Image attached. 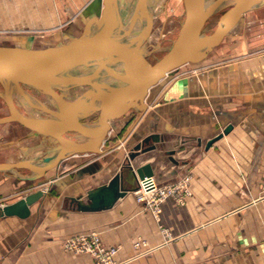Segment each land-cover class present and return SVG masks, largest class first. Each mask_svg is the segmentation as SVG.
I'll return each mask as SVG.
<instances>
[{"label":"crops","instance_id":"crops-1","mask_svg":"<svg viewBox=\"0 0 264 264\" xmlns=\"http://www.w3.org/2000/svg\"><path fill=\"white\" fill-rule=\"evenodd\" d=\"M150 1L146 0L147 10ZM214 1L203 0L202 9ZM101 6L102 0H0V17L13 28L42 30L49 33L48 38H56L80 32L89 16L99 14ZM133 24L135 29L141 26L136 15ZM140 41L128 64L135 72H140L137 67L147 62L149 55L147 41L139 45ZM212 51L214 48L198 61L201 72L181 75L166 88L163 130L146 131V126L140 125L148 110L145 98L146 110L124 132L122 116L110 120L101 152L65 156L43 174L51 176L45 184L31 187L32 180L27 178L31 174L0 169V205L38 188L43 190L30 205L28 216H0V264H93L91 254L62 245L69 236L90 230L98 231L106 245L118 246L114 258L119 264H264V128L259 126L264 124V107L250 109L246 119L239 115L234 102L239 96L236 85L234 90L223 85L236 81L235 66L231 71L235 62L218 63ZM29 107L44 118L42 109L31 103ZM16 110L27 116L19 106ZM97 114L83 120L97 122ZM153 114L150 111L151 117ZM228 123L233 125L231 130L205 148L206 141ZM152 132L162 139L130 164L136 169L149 163L153 176L165 180L179 178L192 166L191 194L185 203L167 197L156 217L145 202L137 200L134 190H128L110 207L78 209L75 199L87 201L90 189L106 183L120 170L124 185L138 184L139 179L135 181L127 166L126 154ZM85 134V138H77ZM92 134L72 131L61 136L66 142H83ZM57 145L56 138L39 133L38 148L43 156ZM0 162L12 160L0 157ZM135 239L169 243L141 252L133 246Z\"/></svg>","mask_w":264,"mask_h":264},{"label":"water","instance_id":"water-1","mask_svg":"<svg viewBox=\"0 0 264 264\" xmlns=\"http://www.w3.org/2000/svg\"><path fill=\"white\" fill-rule=\"evenodd\" d=\"M203 0H183L185 17L177 36L167 51L149 66L146 73L135 72L128 67L134 49L150 23V14L145 6L146 0H102V6L97 16L90 18L83 26L81 33L70 43H64L65 49L58 51H29L0 46V84L8 114L0 116V123L17 121L22 125L49 135L58 140V145L49 150L41 161L36 164L24 160L0 162L3 168H28L43 175L46 170L54 166L60 158L76 153L101 152V145L108 135L110 120L122 115L128 108L144 112L147 108L145 98L149 88L174 68L187 63L203 59L216 45H218L227 31L231 21L242 13L264 6V0H215L207 9H202ZM226 3L229 6L219 16L215 30L202 33L208 18L212 16L217 6ZM126 6L127 18L121 34V41L113 40L118 29L119 9ZM134 15L141 22L136 34H131ZM95 30L89 36V32ZM54 49V48H53ZM117 58L123 62L122 70L106 68L105 60ZM73 64L94 66V70L87 75H78L67 67ZM106 74L125 81L127 84L115 92L109 91L103 83L95 78ZM23 80L37 86L50 95L49 107L41 103L34 95L24 91L12 80ZM90 84L92 87L100 86L101 91L96 93L92 88L86 95H79L73 104L88 101L79 110H74L64 100V90L79 84ZM54 89H57L56 92ZM14 97L27 100L32 105L50 114L54 119L22 116L14 104ZM99 111L97 122H85L83 118L92 112ZM228 123L223 129L206 141L208 148L215 140L228 133L232 128ZM72 131L95 133L85 142H66L61 134ZM162 139L157 132L144 136L134 144L127 154L128 165L136 179L153 175L149 163L133 169L130 161L141 152L153 149L156 142ZM169 153H173L172 150ZM172 159V158H171ZM40 161V162H41ZM27 178H34L29 175ZM129 184H132L130 182ZM136 185L123 184V170L116 172L106 183L100 184L87 192V201L75 199L76 206L81 210H99L110 207L128 190H135ZM43 190L38 188L18 199L0 205V216L18 215L26 217L30 214V205L38 200Z\"/></svg>","mask_w":264,"mask_h":264},{"label":"rangeland","instance_id":"rangeland-1","mask_svg":"<svg viewBox=\"0 0 264 264\" xmlns=\"http://www.w3.org/2000/svg\"><path fill=\"white\" fill-rule=\"evenodd\" d=\"M149 4L150 10H148V13L150 14V23L147 28L148 31H145L139 43V45H144L145 41L149 39L147 41L149 55L147 62H144L137 67V71L140 72L149 67L151 63H154L167 51L172 44V41L177 36L185 17L183 0H151ZM226 8L227 7L222 8L208 18L202 33L210 34L215 30L219 16ZM97 15L98 14L89 16L86 22ZM11 27L12 26L5 22L4 17H0V46L21 50L28 49L29 51H54L58 47H61L58 51H63L65 49L64 43L67 44L74 41L82 31L73 34L66 33L56 38H48L47 36L49 33H45V31L42 30L19 26H16L15 28ZM212 52L218 63H228L230 61L235 62V65H232L231 67V71L233 66H235L234 70L237 73L236 81H227L223 85L231 90H234L233 87L236 85V90L239 96L234 102H236L235 106H237L239 115L245 118L250 109L254 111L257 108L264 107V8L254 11H246L231 21L221 42L214 47V51ZM200 64L201 63L198 61L184 63L171 70L156 84L149 88L146 97V100L148 101V110L139 121L141 126H146V131L155 130L156 128L164 129L163 126L166 109L164 93L166 88H168L175 80H179L181 75H186L189 72H192L195 75V72H201L202 67H199L201 66ZM18 82L23 84L24 88L28 90L30 94L41 99L45 105L52 107L50 95L45 93L43 89L23 80H19ZM85 86L86 83L65 89L63 91L64 100L70 101L78 97L81 95ZM54 90L58 92L57 89ZM15 99L16 98H14V100ZM14 104L19 106L22 111H25L23 106L19 104V100L14 101ZM150 111L154 113L152 117L149 115ZM7 114L8 107L3 98L0 97V115ZM140 114L141 112L134 108L123 113L121 116L126 123L121 133L124 132L131 123L136 121ZM183 119L184 122H188L187 118ZM259 126L264 128V124ZM85 137L86 134L80 135L77 138L83 139ZM38 141V131L32 130L17 121L0 123V157L2 159L12 161L18 159L33 164L39 163L44 153L39 150ZM178 147L181 146L178 145ZM64 157L60 158L59 161ZM57 163L54 166H56ZM54 166L49 169L52 170ZM190 168H192V166H190L182 176L175 180H165L154 176L157 190L151 195L137 200L145 202V205L151 209V212L156 217H159L161 211L160 203L167 197L171 198L178 204H184L186 198L191 194L190 184L192 171ZM12 170L18 171L20 174L28 173L33 175L34 178L30 179L32 182L29 183L31 187L45 184L51 180L50 175L38 176L37 172L30 169L14 167ZM169 190L172 191L169 192ZM155 210L159 211L156 212ZM66 239L62 242L65 249L90 254L87 251H75L74 248L72 249V247L67 245ZM135 242H139V246H135ZM101 243L103 246L107 247L114 246L117 251V245L108 246L103 241ZM167 243H169V240H162L155 244H150L145 240L135 239L133 241V246L137 251L148 252L153 248L160 247ZM115 261L117 264L120 263L119 260L115 259Z\"/></svg>","mask_w":264,"mask_h":264},{"label":"bare ground","instance_id":"bare-ground-1","mask_svg":"<svg viewBox=\"0 0 264 264\" xmlns=\"http://www.w3.org/2000/svg\"><path fill=\"white\" fill-rule=\"evenodd\" d=\"M231 3L227 4L224 3L222 5H219L215 8L214 10V13L212 14V16L218 12L219 10H221L222 8L226 7V6H229ZM251 10V9H250ZM249 11V10H248ZM184 13H185V9H184ZM118 17H119V24H118V29H117V32L116 34L114 35V38L113 40L115 41H121V34H122V31H123V28L125 26V22H126V18H127V10H126V6L123 5L122 7H120L119 9V14H118ZM135 17V15H134ZM134 21V20H133ZM141 27V26H140ZM140 29V28H139ZM139 29H135L134 28V24L132 23V26H131V34H136ZM89 36L90 35V32H89ZM153 63H151L150 65H152ZM149 65V66H150ZM105 66L106 68H111V69H115V70H122L123 68V62L120 60V59H117V58H109L107 60H105ZM148 68L147 67L145 70L141 71L140 73L144 72L146 73L148 71ZM67 70L69 71H73L75 73H77L78 75H87V74H90L93 70H94V66H86V65H81V64H73V65H70L69 67H67ZM163 78V77H162ZM95 80L99 83H103L106 88L111 91V92H115L117 90H119L122 86H124L125 84H127L125 81L119 79V78H116V77H113V76H109V75H106V74H100L98 75ZM14 82V84L18 85L21 89H23L24 91H28L26 90L21 83H19L18 81L19 80H12ZM87 84V83H86ZM87 88L81 93L82 95H86L90 90H92V85L90 84H87ZM1 86V84H0ZM95 90L96 93H99L101 91V88L100 86L96 85V87L93 88ZM1 91L3 92V88L1 86ZM0 91V93H2ZM29 92V91H28ZM16 98V97H14ZM18 100V98H16ZM14 100V99H13ZM74 100V99H73ZM73 100L68 104L70 106V108L74 109V110H79L81 107L85 106L87 104L88 101H84L80 104H73ZM24 108V110L26 111V115L27 116H33V117H39L37 114H35L33 112V110L29 107L30 106V102H28L27 100H19ZM16 106V105H15ZM133 107H130L128 108L125 112H128L130 110H132ZM19 112V111H18ZM99 112V111H98ZM124 112V113H125ZM20 113V112H19ZM94 113V112H92ZM92 113H89L88 115L92 114ZM21 114V113H20ZM22 115V114H21ZM42 117L46 118V119H54L55 117H52L50 114L42 111V114H40ZM86 115V116H88ZM24 116V115H22ZM85 116V117H86ZM121 116V115H120ZM84 117V118H85ZM97 117V116H96ZM41 118V117H39ZM98 118V117H97ZM39 133H42L44 135H48V136H52V135H49V134H46V133H43V132H39ZM64 134V133H63ZM62 135V134H61ZM93 136H95V133L92 134V136L90 138H88L87 140L85 141H88L90 140ZM53 137V136H52ZM55 138V137H54ZM63 138V136H62ZM64 139V138H63ZM65 141V140H64ZM83 141V142H85ZM73 142V141H71ZM81 143V142H80ZM52 150V149H51Z\"/></svg>","mask_w":264,"mask_h":264},{"label":"built area","instance_id":"built-area-1","mask_svg":"<svg viewBox=\"0 0 264 264\" xmlns=\"http://www.w3.org/2000/svg\"><path fill=\"white\" fill-rule=\"evenodd\" d=\"M157 190V184L153 175L145 176L138 180L136 189L137 199L145 198ZM172 190H169V192ZM156 211V210H155ZM157 210L156 212H158ZM67 245L74 248L75 251H87L93 258V264H117L114 259L116 248L114 246H103L98 231L90 230L70 236L66 239ZM139 246V242H135Z\"/></svg>","mask_w":264,"mask_h":264}]
</instances>
